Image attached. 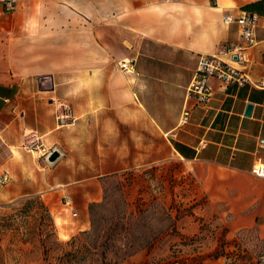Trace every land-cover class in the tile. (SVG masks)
<instances>
[{
  "label": "crops",
  "instance_id": "obj_1",
  "mask_svg": "<svg viewBox=\"0 0 264 264\" xmlns=\"http://www.w3.org/2000/svg\"><path fill=\"white\" fill-rule=\"evenodd\" d=\"M4 1L0 0V144L4 150L0 175L7 182L0 190V201L39 196L51 212L57 197L48 192L53 185L50 167L24 151L23 137L31 134L41 145L53 146L59 156L68 149L80 151L85 129H58L54 103L105 102L117 120L137 124L157 137L172 157L246 179L250 186L242 188L241 209L255 212V228L264 236V180L250 174L252 164L264 158L257 148L264 90L254 87L264 78V16L256 15L255 43L246 50L245 65L237 66L247 81L221 91L216 81L209 80V100L193 108L181 128L176 125L187 85L177 100L173 124L166 126L158 120L164 118L162 113L145 98L138 100L132 73L109 78L114 72L111 63L132 60L134 65L136 38L196 57L211 54L217 44L237 39L235 22L225 26L222 17L236 16L243 12L242 6L258 0H16L12 13L4 12ZM107 46L116 47L115 53ZM246 104L252 107L249 117L243 116ZM108 133L111 146L118 148L116 129ZM254 197L256 204L251 205ZM75 214L77 222L62 228L65 237L89 228L86 209Z\"/></svg>",
  "mask_w": 264,
  "mask_h": 264
},
{
  "label": "rangeland",
  "instance_id": "obj_2",
  "mask_svg": "<svg viewBox=\"0 0 264 264\" xmlns=\"http://www.w3.org/2000/svg\"><path fill=\"white\" fill-rule=\"evenodd\" d=\"M134 42L132 90L139 94L138 100L145 98L162 113L164 118L158 120L169 126L196 55L165 50L147 39ZM109 50L115 53L116 47ZM117 63H111L114 72L109 78L123 74ZM107 105L54 103L58 129H85L80 151L68 149L65 156H59L53 146L24 135V151L50 167L53 185L48 192L57 199L48 210L52 224L39 206V196L0 201V264H256L264 236L255 228V212L241 209L242 188L249 187V182L214 166L172 157L161 140L137 124L120 122ZM108 129H116L118 148L111 146ZM52 151L59 157L50 163L46 158ZM3 178L0 175V190L7 182ZM103 189L113 196L120 197L118 191L123 194L127 207L119 223L127 232L137 211L148 209L138 222L139 227L145 224L137 237L126 238L130 243L142 242L140 233L150 238L151 232L167 227V214L175 229L142 250L121 245L123 240L105 239V235L94 242L95 233L65 237L62 228L77 222L71 214L81 208L87 212L90 203L101 202ZM29 198L31 203L25 205ZM64 198L70 199L71 210L64 206ZM255 199H250L251 205ZM111 200L110 206L120 198Z\"/></svg>",
  "mask_w": 264,
  "mask_h": 264
},
{
  "label": "built area",
  "instance_id": "obj_3",
  "mask_svg": "<svg viewBox=\"0 0 264 264\" xmlns=\"http://www.w3.org/2000/svg\"><path fill=\"white\" fill-rule=\"evenodd\" d=\"M16 0H6L3 2L5 13L14 11ZM235 22L237 25V39L226 41L217 46L209 55H197L195 67L190 80L185 88L184 100L181 113L177 120V128H181L188 123L190 113L193 108L204 106L210 98L209 80H214L219 84L222 91L228 85H243L247 79L243 70L246 60V50L255 43V29L258 17L255 14L239 12L236 16L227 14L222 17V24L227 26ZM235 58V60H233ZM119 69L126 74L133 72V61L122 60L117 63ZM264 90V78L254 86ZM190 102V103H189ZM257 148L264 152V121L260 137L257 139ZM250 174L256 178L264 180V158L257 159L250 168ZM64 206L72 209L69 198H64ZM72 217L76 214L73 212ZM256 264H264V244L261 247Z\"/></svg>",
  "mask_w": 264,
  "mask_h": 264
},
{
  "label": "trees",
  "instance_id": "obj_4",
  "mask_svg": "<svg viewBox=\"0 0 264 264\" xmlns=\"http://www.w3.org/2000/svg\"><path fill=\"white\" fill-rule=\"evenodd\" d=\"M240 10L248 13V14H255L258 16H264V0H258L249 4H246L240 8ZM112 186L110 188L112 189ZM117 186V185H115ZM119 192V196H113L112 193L106 192L105 189H103V196L101 202H95L90 203L87 208L88 212V223H89V229L88 231H83L81 234L89 235L95 233V240L97 238L102 237L105 235V239L113 238V240H123V243L121 245L131 247L134 246L135 248L142 250L151 245V243L161 234L166 233L167 230L173 231L174 225L172 224V218L167 214L166 215V221L170 222L167 227H164L162 229H159L155 232H151V237L149 238L147 234L140 233L138 237H141L142 242L133 241L130 243L127 237L136 238V232L141 229L144 226L145 223H143L140 227L138 225V222L142 220L144 217V213L148 211L147 208L141 209L137 211L136 216L134 217L130 228L123 227L119 222L123 221L125 219V211L127 207V203L123 198V194ZM32 197V196H31ZM120 198V201L118 204H114L110 206L108 204V200L112 202L111 199L118 200ZM32 198L25 200V205H28L31 203ZM39 202V206L42 208L47 220L52 224V219L49 214L48 209L46 206L43 205L41 201ZM115 234V235H114ZM119 237V238H118ZM133 243V244H132ZM94 246V244H93Z\"/></svg>",
  "mask_w": 264,
  "mask_h": 264
},
{
  "label": "water",
  "instance_id": "obj_5",
  "mask_svg": "<svg viewBox=\"0 0 264 264\" xmlns=\"http://www.w3.org/2000/svg\"><path fill=\"white\" fill-rule=\"evenodd\" d=\"M233 60H235V58H233ZM251 105L250 104H246L244 111H243V116L244 117H249L250 113H251ZM58 157V152L57 151H52L51 153H49V155L47 156V161L48 162H53L56 158Z\"/></svg>",
  "mask_w": 264,
  "mask_h": 264
}]
</instances>
